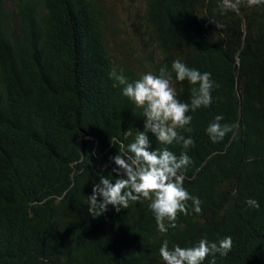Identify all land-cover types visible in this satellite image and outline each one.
<instances>
[{
    "label": "trees",
    "instance_id": "16d2710c",
    "mask_svg": "<svg viewBox=\"0 0 264 264\" xmlns=\"http://www.w3.org/2000/svg\"><path fill=\"white\" fill-rule=\"evenodd\" d=\"M140 1L132 27L144 50L130 67L114 63L111 10L94 0H0V264H164L165 239L183 248L224 236L231 248L215 264H264V3L240 0L221 15L218 0ZM174 59L210 74L212 103L187 113L191 132L177 129L191 136L186 150L146 135L150 150L187 152L183 187L200 213L189 201L166 234L143 198L92 217V184L115 177L111 157L143 128L109 71L131 81ZM171 86L188 102L187 81L173 75ZM216 114L236 127L212 143L204 128ZM249 197L258 209L245 206Z\"/></svg>",
    "mask_w": 264,
    "mask_h": 264
},
{
    "label": "clouds",
    "instance_id": "9594fccd",
    "mask_svg": "<svg viewBox=\"0 0 264 264\" xmlns=\"http://www.w3.org/2000/svg\"><path fill=\"white\" fill-rule=\"evenodd\" d=\"M256 2L264 3V0ZM239 5L240 0H218L217 10L223 15L227 11H238ZM211 22L217 29L223 28V24ZM173 75L175 81H187L190 86L188 102L177 99L171 86ZM108 78L113 87L120 89L121 96L141 109L143 128L134 132L133 140L126 147L121 146V150L111 157L115 177L99 175L98 182L92 184L91 194L86 197L88 211L95 218L109 205L119 212L127 209L129 202L143 198L148 201L158 232L166 234L170 228L176 227L177 213L189 214V201L191 212L196 214L201 211V201L183 187V171L191 164L187 152L181 151L176 156L167 147L150 150L146 134L151 133L161 145L175 142L182 149L190 147L191 136L181 135L177 129L191 132L192 117L187 113L207 108L212 103L214 81L208 72L190 68L179 59L172 60L170 66L160 67L155 75L149 71L130 81L122 70L112 68ZM223 119L221 114H216L204 128L212 143L221 141L236 127L234 123H221ZM244 204L250 209L260 207L258 201L251 197L246 198ZM231 244V237L224 236L216 240L201 238L189 247L174 244L169 248L165 239L160 244L158 255L164 264H202L206 256L210 257L209 264H215V256H224Z\"/></svg>",
    "mask_w": 264,
    "mask_h": 264
},
{
    "label": "rangeland",
    "instance_id": "374dc122",
    "mask_svg": "<svg viewBox=\"0 0 264 264\" xmlns=\"http://www.w3.org/2000/svg\"><path fill=\"white\" fill-rule=\"evenodd\" d=\"M100 6L111 10V18L105 21L106 46L115 64L128 60L130 67L137 66V59L144 47L135 35L132 23L136 20L135 13L142 9L140 0H94ZM117 32V33H115ZM127 41H130L127 42ZM124 44L117 52L114 43ZM129 55L128 58H125ZM117 60V61H115Z\"/></svg>",
    "mask_w": 264,
    "mask_h": 264
}]
</instances>
